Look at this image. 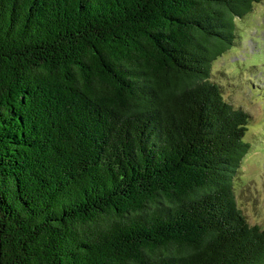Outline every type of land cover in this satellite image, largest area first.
I'll list each match as a JSON object with an SVG mask.
<instances>
[{
	"label": "trees",
	"instance_id": "16d2710c",
	"mask_svg": "<svg viewBox=\"0 0 264 264\" xmlns=\"http://www.w3.org/2000/svg\"><path fill=\"white\" fill-rule=\"evenodd\" d=\"M259 1L0 0V264H264L211 81Z\"/></svg>",
	"mask_w": 264,
	"mask_h": 264
},
{
	"label": "rangeland",
	"instance_id": "374dc122",
	"mask_svg": "<svg viewBox=\"0 0 264 264\" xmlns=\"http://www.w3.org/2000/svg\"><path fill=\"white\" fill-rule=\"evenodd\" d=\"M236 26V42L212 65L211 81L249 117V149L234 178V196L248 224L264 227V0Z\"/></svg>",
	"mask_w": 264,
	"mask_h": 264
}]
</instances>
